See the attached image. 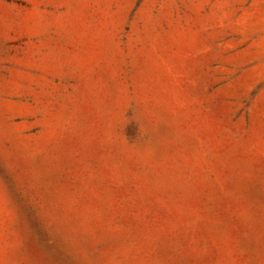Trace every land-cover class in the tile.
Returning a JSON list of instances; mask_svg holds the SVG:
<instances>
[{
    "label": "rangeland",
    "instance_id": "1",
    "mask_svg": "<svg viewBox=\"0 0 264 264\" xmlns=\"http://www.w3.org/2000/svg\"><path fill=\"white\" fill-rule=\"evenodd\" d=\"M0 264H264V0H0Z\"/></svg>",
    "mask_w": 264,
    "mask_h": 264
}]
</instances>
